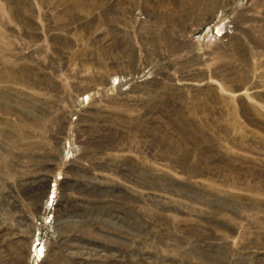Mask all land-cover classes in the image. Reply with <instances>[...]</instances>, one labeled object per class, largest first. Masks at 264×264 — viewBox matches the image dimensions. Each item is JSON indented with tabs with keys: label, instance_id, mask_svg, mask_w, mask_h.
<instances>
[{
	"label": "rangeland",
	"instance_id": "374dc122",
	"mask_svg": "<svg viewBox=\"0 0 264 264\" xmlns=\"http://www.w3.org/2000/svg\"><path fill=\"white\" fill-rule=\"evenodd\" d=\"M0 264H264V0H0Z\"/></svg>",
	"mask_w": 264,
	"mask_h": 264
}]
</instances>
